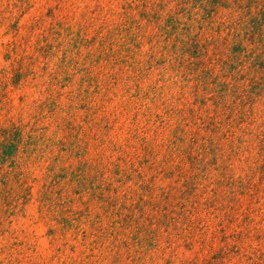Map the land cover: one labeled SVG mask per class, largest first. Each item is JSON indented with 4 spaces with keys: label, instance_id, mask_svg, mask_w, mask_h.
<instances>
[{
    "label": "rangeland",
    "instance_id": "obj_1",
    "mask_svg": "<svg viewBox=\"0 0 264 264\" xmlns=\"http://www.w3.org/2000/svg\"><path fill=\"white\" fill-rule=\"evenodd\" d=\"M204 13L0 0V264H264V94L194 121L193 76L229 57Z\"/></svg>",
    "mask_w": 264,
    "mask_h": 264
},
{
    "label": "trees",
    "instance_id": "obj_2",
    "mask_svg": "<svg viewBox=\"0 0 264 264\" xmlns=\"http://www.w3.org/2000/svg\"><path fill=\"white\" fill-rule=\"evenodd\" d=\"M194 3L204 8L205 13L201 21L205 22L206 26L217 28L218 32H227L223 39L215 36L210 41L214 42L218 48L224 51L226 49L225 52L229 53V57L219 59L217 64L221 67L220 75L213 76L210 71H205L192 78L196 80L193 103H200L203 109V106L213 100L216 104L214 114L208 117L202 114L200 116L195 107L189 108V113L195 122L201 120V123H209L210 126L214 123H227L234 113L233 105L226 98L227 91H232L236 99L241 98L245 93H251V101H255L264 94V0H194ZM224 6L238 8L239 15L218 16L215 13L216 8ZM177 13L178 17L170 20L171 28L177 30L180 25L185 24L186 31L191 30V25L179 18L183 12ZM201 29H206L204 24ZM199 37L200 33L193 39L198 40ZM188 76H185L186 80ZM249 82L250 84L246 86ZM238 114L241 116L242 111L238 110ZM224 115H227L225 121L219 119ZM238 123H254V121L244 113ZM193 141L195 143L196 140Z\"/></svg>",
    "mask_w": 264,
    "mask_h": 264
}]
</instances>
